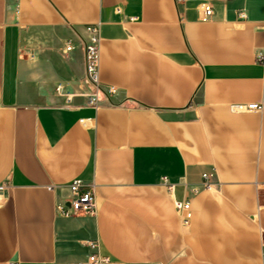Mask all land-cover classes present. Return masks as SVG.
<instances>
[{"label": "crops", "instance_id": "crops-1", "mask_svg": "<svg viewBox=\"0 0 264 264\" xmlns=\"http://www.w3.org/2000/svg\"><path fill=\"white\" fill-rule=\"evenodd\" d=\"M88 25L116 90L97 108L80 96ZM74 179L95 216H55ZM1 182L0 264H85L94 241L115 264H262L264 0H0Z\"/></svg>", "mask_w": 264, "mask_h": 264}, {"label": "built area", "instance_id": "built-area-1", "mask_svg": "<svg viewBox=\"0 0 264 264\" xmlns=\"http://www.w3.org/2000/svg\"><path fill=\"white\" fill-rule=\"evenodd\" d=\"M176 6L181 4L183 0H174ZM198 10H200L205 18L213 14L211 6L204 2L199 4ZM116 13L119 10L116 9ZM239 19H244L245 16L242 13L238 14ZM134 18H130V21ZM87 38L84 42V73L87 82L92 86L93 90L89 94H80V96L87 99L89 106L94 108L99 107L101 96H113L116 93L114 87L107 86L102 87L98 80V61H99V31L97 25H88L85 27ZM72 47L68 43L66 44L65 51H71ZM257 60H262L261 54L256 55ZM62 90L61 86L55 88L56 93ZM261 109L258 104L241 105L236 104L232 106L233 111L239 112H257ZM202 183L200 187L187 188L188 195L190 197L196 196L201 190H210L211 183L208 181V175L203 173ZM161 184L166 192L172 196L174 194L176 185L169 182L166 177L161 178ZM46 190L56 194L60 187L56 185H47ZM11 189V185L7 182L0 183V202L7 199L8 192ZM67 196L58 197L54 202V214L57 217L70 218L79 214H85L88 216H95L97 212L96 198L92 185L84 184L80 179H74L66 186ZM173 211L176 217L179 219L183 227H188L192 219V211L190 206V200H173ZM264 207V205H263ZM90 253L87 255L85 264H115L110 257L102 255L98 250V243L96 241L89 242ZM261 260L264 264V241L262 242ZM17 264V263H13Z\"/></svg>", "mask_w": 264, "mask_h": 264}]
</instances>
